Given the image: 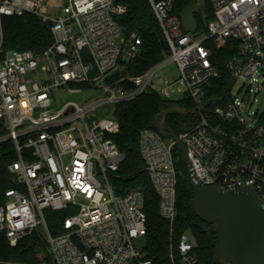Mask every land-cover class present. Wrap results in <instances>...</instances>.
Returning <instances> with one entry per match:
<instances>
[{
  "label": "built area",
  "instance_id": "2783aa9c",
  "mask_svg": "<svg viewBox=\"0 0 264 264\" xmlns=\"http://www.w3.org/2000/svg\"><path fill=\"white\" fill-rule=\"evenodd\" d=\"M148 1L169 57L138 75L129 70L141 39L124 35L118 18L126 9L114 0L0 1V19L33 15L52 34V44L40 54L10 51L0 57V144L12 143L16 154L8 168L15 188L0 207V233L16 247L41 230L51 261L42 257L38 264H153L138 244L147 232L144 194H119L112 183L125 160L113 139L121 130L113 113L144 94L171 100L175 83L184 86L183 101L198 112L191 129L175 134L197 181L225 191L249 188L264 202V103L254 110L264 93V0H205L213 20L203 33L184 30L174 13L177 0ZM2 40L1 35L0 55ZM220 50L232 53L225 62L229 90L213 105L208 91L222 78ZM169 63L178 77L158 86V73ZM65 89L93 94L85 104L67 102L55 109L54 93ZM176 147L175 139L159 131L140 133L159 215L172 232ZM47 211L68 214L61 234L49 230ZM197 248L185 233L171 245L169 259L200 264Z\"/></svg>",
  "mask_w": 264,
  "mask_h": 264
},
{
  "label": "trees",
  "instance_id": "16d2710c",
  "mask_svg": "<svg viewBox=\"0 0 264 264\" xmlns=\"http://www.w3.org/2000/svg\"><path fill=\"white\" fill-rule=\"evenodd\" d=\"M3 1V0H0ZM126 9L118 18L124 35L137 34L141 39V51L129 70V74H142L169 57V47L164 33L157 22L148 0H114ZM206 5L202 15L197 11L199 2ZM174 13L180 18H189L197 23V31L203 33L213 20V11L205 0H177ZM2 35L3 57L10 51H31L35 54L44 52L52 44V34L47 24L38 17L3 16L0 19V40ZM220 55L219 68L221 80L209 87L208 98L213 105H220L227 95L229 76L225 71V62L231 52L216 51ZM176 110L185 114L165 115L160 118L162 127L171 129L177 136L191 129L198 121V112L189 101L174 102L165 100L155 93L144 94L132 101L115 107L113 116L120 124V133L113 139L125 160L112 183L119 194L133 190L141 191L145 197L147 214V232L142 239L141 248L153 264H172L169 255L171 245L176 246L179 238L190 233L197 242L200 264H229L218 252L217 234L214 225L204 223L192 208L193 188L187 177L186 165L179 147L175 149L178 174L177 217L173 226L159 215L160 200L146 171V165L140 151V133L144 130L158 131L157 119L166 111ZM16 160L12 143L0 144V207L5 203L6 192L15 188L9 166ZM66 212L47 211L49 230L53 235L61 234ZM40 256L50 262L45 236L41 230L25 236L16 247H12L6 236L0 233V264H38Z\"/></svg>",
  "mask_w": 264,
  "mask_h": 264
},
{
  "label": "water",
  "instance_id": "95a60500",
  "mask_svg": "<svg viewBox=\"0 0 264 264\" xmlns=\"http://www.w3.org/2000/svg\"><path fill=\"white\" fill-rule=\"evenodd\" d=\"M186 32L194 33L197 23L189 18L182 20ZM181 111L163 112L157 119V128L163 138L177 141L186 165L187 177L193 188L191 205L194 213L208 224L214 225L218 252L229 264H264V202L249 188L225 191L215 187H202L197 181L186 147L175 133L162 127L160 118L165 115H182Z\"/></svg>",
  "mask_w": 264,
  "mask_h": 264
},
{
  "label": "rangeland",
  "instance_id": "374dc122",
  "mask_svg": "<svg viewBox=\"0 0 264 264\" xmlns=\"http://www.w3.org/2000/svg\"><path fill=\"white\" fill-rule=\"evenodd\" d=\"M205 10H207L206 5L202 4V1L199 2L197 6V11L204 15ZM178 77V71L176 68V65L173 63H169L166 65L159 73L158 77L156 78L157 85H162L165 80L168 81H174ZM241 83H238L236 87L233 89V93H237L239 88L241 87ZM257 88V85H254L253 89L255 90ZM244 93L241 92V95ZM93 93H83V94H70L66 89L63 91H57L54 93V99H55V109H60L64 104L67 102H77L79 104H85L86 99H89V97H92ZM171 100L174 102H180L184 100V86L181 83H175L174 88L170 90ZM258 103L254 105V110L258 109L262 103H264V93L258 95L257 97ZM139 246L142 244V240L138 242ZM43 256H40L39 259H41Z\"/></svg>",
  "mask_w": 264,
  "mask_h": 264
}]
</instances>
